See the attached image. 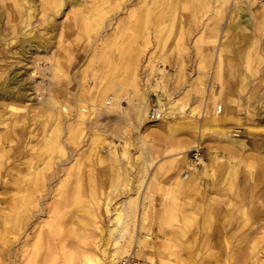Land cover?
Listing matches in <instances>:
<instances>
[{
	"label": "rangeland",
	"instance_id": "obj_1",
	"mask_svg": "<svg viewBox=\"0 0 264 264\" xmlns=\"http://www.w3.org/2000/svg\"><path fill=\"white\" fill-rule=\"evenodd\" d=\"M36 2L40 10L42 0ZM236 3L246 5L250 23L239 22L234 33ZM262 4L84 0L63 3L52 19L46 8L24 24L28 0H0V83L18 72L26 90L25 98L14 95L20 90L0 94V264H104L116 246L123 264H149L150 257L162 264L182 212L195 217L172 247L185 259L202 258L225 247L220 239L216 245L214 223L205 217L220 203L234 220L224 224L233 244L243 229L264 235ZM33 34L51 35L50 47L20 46ZM152 104L163 110L159 119L149 118ZM215 114L223 119L209 124ZM225 131L245 147L229 150L219 136ZM195 146L203 155L195 164L197 183L176 190L175 175L190 172ZM180 149H187L184 160ZM211 153L223 157L225 176L208 164ZM228 157L242 163L233 185L226 179ZM32 164L41 191L50 183L51 192L29 208L20 203L29 179L23 172ZM260 244L262 254L264 239ZM255 251L233 264H250Z\"/></svg>",
	"mask_w": 264,
	"mask_h": 264
},
{
	"label": "bare ground",
	"instance_id": "obj_2",
	"mask_svg": "<svg viewBox=\"0 0 264 264\" xmlns=\"http://www.w3.org/2000/svg\"><path fill=\"white\" fill-rule=\"evenodd\" d=\"M7 1V0H6ZM94 1H98V0H94ZM42 3L41 4V8L40 10H38V3L36 2V0H28V11H27V17H26V20H25V23L24 24H27L30 22L31 18L32 17H35L39 12L40 13H43L45 12V9L48 8L49 11H50V8H52L53 10L50 11L49 13V16H50V19H52L51 17H53V15H55V11H57L58 9H60V7L62 6L63 3H67L68 5H83L84 4V0H42ZM264 5V4H262ZM10 9V8H9ZM232 10L233 12L235 13V17L232 21L233 25L231 26L233 29L232 31L235 32V27L236 25L239 23V22H245V24L249 25L250 23V20H249V17L247 15V8H246V5L245 4H240V3H236L233 5L232 7ZM9 15V14H8ZM48 15V14H46ZM47 18V17H46ZM49 18V17H48ZM50 24H52V20L49 21ZM52 26V25H51ZM49 28V27H48ZM53 28V27H52ZM228 31V30H227ZM227 31L224 32V33H221V36L219 38V44L221 43H225V41L227 40L228 38V34H227ZM238 33V32H237ZM51 41V35H44V34H41V35H37V34H33L32 37H27V38H23L20 40V46H25L26 44L28 45H34V46H42L44 49L45 48H49L50 43ZM23 52L25 53L26 50L23 49ZM197 76V75H196ZM213 77V76H212ZM133 80V79H132ZM194 80V79H193ZM197 80V79H196ZM196 82V81H195ZM198 82V81H197ZM240 82H241V85H244L246 82H247V79L244 77V76H241V79H240ZM204 83V81H203ZM201 85V83H200ZM208 86V85H207ZM223 86V85H222ZM222 89V88H221ZM17 90H20L22 93L19 95V94H14L16 93ZM220 91V90H219ZM223 91V90H222ZM226 92V91H225ZM18 93V92H17ZM221 93V92H220ZM0 94L4 97L8 96V97H11V95H15L17 98H25L26 96V90L25 88L21 87V77H19V73L18 72H14L13 75H11L7 82L5 81V83L1 82L0 83ZM213 94V93H212ZM14 96V97H15ZM109 98H111L109 96ZM218 98V97H217ZM222 98V97H221ZM159 99V98H158ZM167 99V98H166ZM164 100V99H163ZM219 100V99H218ZM230 100L235 103V105L237 106L238 104V98L237 97H234V98H230ZM227 101V100H226ZM151 102V101H150ZM153 102V101H152ZM158 102V100H157ZM228 102V101H227ZM226 102V103H227ZM225 103V105H226ZM161 104V103H160ZM224 105V107H226ZM49 109H53V103L52 102H48V104L46 105ZM220 107L221 109L223 108L222 107V104H220V102H217V108ZM231 107V106H230ZM233 107V106H232ZM231 107V108H232ZM229 108V106H228ZM230 109V108H229ZM226 111V110H225ZM229 111V110H228ZM232 111V110H231ZM230 111V112H231ZM193 113V112H192ZM214 114V113H213ZM208 117V116H207ZM223 119V115H214L211 117L210 119V122L209 124H216V123H219V121H221ZM192 122V120H191ZM155 125V124H154ZM226 130V129H225ZM220 138L224 139L226 142L225 146L228 147L229 150L233 151V152H236L240 149H243L246 145L245 141L244 140H239L237 138V134L236 133H233L231 134L228 133V132H224L222 134H219ZM106 137V136H105ZM102 141L105 140L104 136H102V138H100ZM100 140V141H101ZM106 142H103L102 144L104 145ZM198 143V142H197ZM127 146H124L123 149H122V155L123 156H126L127 154ZM186 150L187 149H180V150H176V153L178 154V157L181 158L182 160L186 159ZM214 153V152H213ZM231 153V152H230ZM110 154L113 156V157H117L118 153H117V150L115 147L112 146V148L110 149ZM172 154V153H171ZM82 156V152L80 154ZM219 155V154H218ZM217 154H212L209 155V158H208V164L211 166V167H215L217 169V171L224 175L225 176V171L223 170L224 169V166L222 165V161H223V157L222 156H218ZM177 156V155H176ZM227 158V157H226ZM232 158V156H231ZM228 157V159H231ZM180 159V160H181ZM236 159V158H235ZM70 160V159H69ZM37 161V160H35ZM189 161V159H188ZM201 161V160H200ZM226 161V159H225ZM231 164L229 165L230 168L229 170H227L230 174V176L228 175L227 176V180L229 181L230 184H234L235 183V180H236V177H237V172H238V168L240 166L241 163V159L240 158H237L236 160H233L231 159L230 160ZM174 163V162H173ZM31 164V163H30ZM38 163H36L37 165ZM27 166V165H26ZM29 166V165H28ZM173 165H171L172 167ZM34 167V168H33ZM190 169V172H184L182 174H177L175 175V178H174V188L179 189L181 191H189L191 189H193L195 187V184L197 183V178L200 176L197 171H196V165L194 162H188V166H186ZM39 168V167H38ZM179 168V166H178ZM27 169V167H26ZM76 169V168H75ZM219 169V170H218ZM28 170V169H27ZM223 170V171H222ZM29 172H23V175L25 176L24 178H29L31 177V180H27L25 181V183H23L24 185V188L26 190L22 191L24 192V195L21 197L22 198V202L20 204L23 203V205H25L26 207L30 204H34V206L36 205L37 202H40L39 201V194H44V193H47L50 191V187H49V184H46L45 182V191L42 190L41 191V186L44 185L41 184V182H39L37 179H36V175L38 173V170L37 168H35L34 164L30 165L29 167ZM43 172V171H42ZM53 172V171H52ZM22 173V172H21ZM67 173V172H66ZM79 173V172H78ZM18 174V173H17ZM84 174V173H83ZM81 174V176L83 175ZM11 175V174H10ZM50 175V174H49ZM65 175V174H64ZM77 175V174H76ZM44 176V175H43ZM47 176V175H45ZM44 176V177H45ZM61 176V175H60ZM84 176V175H83ZM16 177V176H15ZM43 179H46L44 178ZM77 178V177H76ZM23 179V178H22ZM42 179V177H41ZM79 179V177H78ZM81 179V178H80ZM48 180V179H47ZM82 180V179H81ZM24 181V180H22ZM173 183V182H172ZM21 184V183H20ZM80 184V183H79ZM16 185V184H15ZM81 185V184H80ZM52 186V185H51ZM54 186V185H53ZM72 186V185H71ZM82 188V187H81ZM44 189V188H43ZM71 189V188H70ZM83 189V188H82ZM173 190V189H172ZM44 191V192H43ZM4 192V191H3ZM21 192V194H22ZM51 192V191H50ZM78 192H81L80 190ZM20 193V192H18ZM70 193V192H69ZM68 193V194H69ZM16 194V193H15ZM50 194V193H49ZM78 194V193H77ZM15 196V195H14ZM17 196V195H16ZM49 196V195H48ZM20 198V195L19 197ZM18 200V199H17ZM45 202V201H44ZM48 202V201H47ZM66 202V201H65ZM210 202V201H209ZM212 203V202H211ZM234 199H230L229 201L226 202V206L228 207H231L233 206L234 204ZM16 204V203H15ZM219 204V203H218ZM224 203H220L217 208H216V211L214 212H208L206 213L205 217L207 218L209 224H212L214 223V229H213V232L211 233L212 236H215L217 234L218 236V239H217V242H216V245L218 243V240H223V243L225 242V247H223L222 251L221 252H214V253H209L208 255H206L205 257H202V258H196L195 256L193 257L192 255H189L190 258L189 259H185L183 256L181 255H177L176 252L174 251L173 247H172V244L175 242V241H179L180 239V236H182L183 234H185L187 232V230L185 229V226L189 227L188 226V222L191 221V219L194 216V214H191V213H181V217H182V221L181 223H179L178 225H176V227H173V233L174 235H172L170 238L167 239L166 243H168V251H165V259L161 261L162 264H192V261L191 260H195V264H203L204 262H207L208 264H213L214 262H223V264H233L234 262H237L240 261V260H244V255L246 254L247 255V252L250 251V255H251V252L256 250L255 251V258L251 259V261H249L250 264H264V259H262L261 257H264V253L262 254H259V252L261 251V240L264 239V235H261V236H256V235H253V234H250V231H248L247 229L246 230H242V232H240L239 234V239L237 240V242L235 244H233L230 240H229V235L227 232L224 231V224H225V221H227L228 223L232 222L233 223V219L232 218H229V217H225V216H228L226 213H225V205H223ZM39 205V204H38ZM50 205V204H48ZM33 206V205H32ZM12 207V206H11ZM29 207V206H28ZM37 207V205H36ZM24 208V206H23ZM30 208V207H29ZM28 208V209H29ZM51 209V208H49ZM25 210V209H24ZM32 210V209H30ZM39 210V209H38ZM48 210V208H47ZM31 212V211H30ZM49 212V211H48ZM242 213L246 216V211L243 209L242 210ZM47 214V213H46ZM50 214V212H49ZM120 212H118V215L117 217L119 218L120 217ZM215 216V217H214ZM67 220V219H66ZM67 221H70V218L69 220ZM226 222V223H227ZM71 223V222H70ZM190 225V224H189ZM99 228V227H97ZM190 228V227H189ZM212 229V228H211ZM172 231V230H171ZM193 232V231H192ZM172 233V234H173ZM210 234V233H209ZM145 235V234H144ZM14 236V235H13ZM146 236V235H145ZM149 236V235H147ZM144 237V236H143ZM148 238V237H147ZM147 238H145L144 240H146ZM198 238L200 239V235H198ZM143 240V239H142ZM246 243H245V242ZM244 242V243H242ZM116 243V242H115ZM213 243V242H212ZM242 243V244H241ZM248 243V244H247ZM98 245V243H96ZM220 244V242L218 243ZM241 244V245H240ZM96 245V247H97ZM210 245V244H209ZM244 246V247H242ZM121 247V246H116L115 250L113 252H111L110 254L112 255L110 257L109 260L105 261L104 264H123V260L122 259H116L115 258V252L118 250V248ZM246 247H249V250L248 251H245V248ZM218 248L220 249L221 248V245H218ZM214 251V250H213ZM249 254V253H248ZM248 255V256H250ZM246 257V256H245ZM250 258V257H249ZM99 259V258H97ZM235 259H237L236 261H234ZM214 261V262H213ZM246 261V260H245ZM31 264H35V261L34 260H31L30 261ZM98 263V261H97ZM154 263H157V261L153 258V257H150V261H149V264H154ZM92 264V263H90ZM245 264H248L247 262Z\"/></svg>",
	"mask_w": 264,
	"mask_h": 264
},
{
	"label": "built area",
	"instance_id": "obj_3",
	"mask_svg": "<svg viewBox=\"0 0 264 264\" xmlns=\"http://www.w3.org/2000/svg\"><path fill=\"white\" fill-rule=\"evenodd\" d=\"M217 109L220 110L221 108L218 107ZM148 114H149V118L151 119H159L160 117L163 116V110L160 109L159 106L152 104V106L149 108ZM202 157L203 155L200 147L195 146L191 148V153L188 156L190 162H194L195 164L198 165Z\"/></svg>",
	"mask_w": 264,
	"mask_h": 264
}]
</instances>
